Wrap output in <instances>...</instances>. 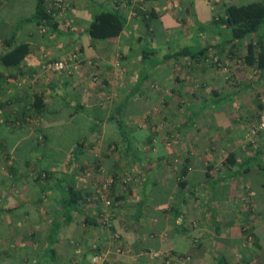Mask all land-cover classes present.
<instances>
[{
    "label": "crops",
    "instance_id": "crops-1",
    "mask_svg": "<svg viewBox=\"0 0 264 264\" xmlns=\"http://www.w3.org/2000/svg\"><path fill=\"white\" fill-rule=\"evenodd\" d=\"M63 2L44 37L27 21L36 0H0V56L6 40L29 46L16 67L0 60V264H264V150L247 171L224 164L254 154H241L242 118L225 117L264 89V72L242 76L257 35L232 40L218 23L243 4ZM100 9L126 17L120 35L90 37ZM110 176L106 206L96 191Z\"/></svg>",
    "mask_w": 264,
    "mask_h": 264
},
{
    "label": "trees",
    "instance_id": "trees-1",
    "mask_svg": "<svg viewBox=\"0 0 264 264\" xmlns=\"http://www.w3.org/2000/svg\"><path fill=\"white\" fill-rule=\"evenodd\" d=\"M44 2L45 0H36L35 14L27 21H33L38 26H44L48 29L54 30L57 26L53 16L54 13L49 11ZM148 14L150 18H148L147 21H150L154 17V14L151 12ZM218 23L219 25H224L226 27L232 40L244 41L245 39L250 38L252 35H257L255 43L249 41L246 45L244 65L248 67H255L256 69L264 72V0L243 5H227L224 8V16L221 20H218ZM125 26L126 17L123 14L116 10L100 9L93 16V19L88 27V34L91 38L98 39L117 37L122 33ZM5 44L9 50L2 52V55L0 56L3 66L16 67L20 65V63L28 54L29 46L26 43L12 46V39L11 42L6 40ZM55 62L58 61H54L52 64L50 63L52 67L54 66ZM35 101V108L37 112H39L41 98L35 96ZM262 152V149L255 150L251 157L244 158L239 164L236 162L235 155L231 154L226 158V162L224 164L225 166L239 165L242 171H247L251 166L255 165V162ZM78 195L79 193L77 192L72 190L69 191L67 201L65 204H63V209L65 211L74 209V205L78 201V199L76 200ZM52 231H56L55 222L53 224Z\"/></svg>",
    "mask_w": 264,
    "mask_h": 264
},
{
    "label": "rangeland",
    "instance_id": "rangeland-1",
    "mask_svg": "<svg viewBox=\"0 0 264 264\" xmlns=\"http://www.w3.org/2000/svg\"><path fill=\"white\" fill-rule=\"evenodd\" d=\"M49 3H52V0H46ZM255 1H262V0H232L233 3H238V4H247L250 2H255ZM67 11V10H66ZM66 11L64 13H66ZM21 16H17V20L20 19ZM58 18H63V17H58ZM47 32L45 27H44V31L42 32V36L44 35V37L47 35ZM243 66V77L245 78L246 82L250 81V82H254V80H256L258 78L259 75V70L256 69L255 67H248L245 66L244 64H242ZM226 68L223 69L224 73L226 72ZM264 83V82H263ZM232 86V85H230ZM262 86L259 85L254 91V93H251L250 95H248V98H244L242 100V102H244L245 106H247L249 103L252 104L253 106V110L250 111L247 107L241 108L240 110H236L235 112L229 111L228 115L225 117V124L230 125V121L234 120L233 123L238 122L241 118L242 120L240 121V123L242 124V126L239 127V139H240V150H242L241 154L244 156V154L246 153H250L253 150L256 149H262L264 150V129H257V125L258 122L260 120L261 115L264 114V89L261 88ZM233 114V118L229 115V114ZM239 118V119H238ZM232 125V124H231ZM235 133V131L233 132ZM257 165L261 166L264 165V158L258 160ZM242 189V194H244V196L246 197L247 194H249V190L247 192V190L245 188H241ZM246 190V191H245ZM250 198V197H249ZM248 198V199H249ZM247 207L246 205L243 206ZM252 208V207H251ZM251 208H248L249 210H251ZM248 211V210H247ZM27 224H20V226H18V229L20 230H26V228L24 227ZM42 226H44V224H42ZM246 228L245 230H248L249 226L248 224H245ZM32 229H34L33 227H30ZM251 234V235H250ZM249 235H247V237L252 236V233L250 232ZM251 240V238H250ZM255 260H250L249 262H247L246 264H261L259 262H261L259 260V262H254Z\"/></svg>",
    "mask_w": 264,
    "mask_h": 264
},
{
    "label": "built area",
    "instance_id": "built-area-1",
    "mask_svg": "<svg viewBox=\"0 0 264 264\" xmlns=\"http://www.w3.org/2000/svg\"><path fill=\"white\" fill-rule=\"evenodd\" d=\"M208 1H214V0H208ZM47 7L49 11H52L54 13L53 15L54 17H60L66 11V5L64 4L63 0H52V3H49ZM73 59L74 56H72V59L70 61L73 62L74 64L73 69H76L77 67L75 65L77 64V62ZM73 64L71 63L69 64L67 61H58L54 63L53 68L57 71L68 70V68L71 67V65ZM257 126H258L257 129L259 130L264 129V114L261 115ZM120 181L122 183H125L124 179H121ZM114 182H116V177L110 176L99 184V188L96 191L98 193L100 200L103 201V203L106 206L112 205V202L109 200V194L111 193V187L114 184ZM103 226L109 229L112 226L110 219L105 217ZM97 260L98 257L95 255L92 258V262L96 263Z\"/></svg>",
    "mask_w": 264,
    "mask_h": 264
}]
</instances>
